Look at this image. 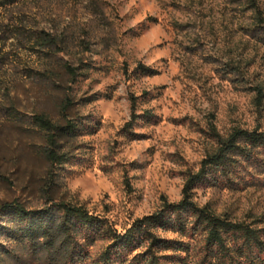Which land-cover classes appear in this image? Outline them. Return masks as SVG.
<instances>
[{
  "label": "rangeland",
  "instance_id": "1",
  "mask_svg": "<svg viewBox=\"0 0 264 264\" xmlns=\"http://www.w3.org/2000/svg\"><path fill=\"white\" fill-rule=\"evenodd\" d=\"M132 98L139 119L128 127ZM36 115L77 125L58 144L67 163L46 159ZM213 129L223 138L264 132V0H27L0 9V228L20 227L3 204L35 211L52 201L125 230L181 200L217 148ZM233 160L229 174L197 185L194 201L251 222L264 215V156ZM0 245L2 264H47L5 233Z\"/></svg>",
  "mask_w": 264,
  "mask_h": 264
},
{
  "label": "trees",
  "instance_id": "2",
  "mask_svg": "<svg viewBox=\"0 0 264 264\" xmlns=\"http://www.w3.org/2000/svg\"><path fill=\"white\" fill-rule=\"evenodd\" d=\"M23 1L27 0H0V9ZM67 70L73 75L71 68ZM138 70L155 74L144 66ZM258 95L262 97L261 92ZM136 101L131 99L133 114L128 127L139 119ZM72 106L66 98L62 113L67 115ZM33 121L46 136V159L52 165L67 163V154L58 144L76 133L77 125L67 117L64 125L43 115L34 116ZM212 131L217 148L188 176L181 200H164L160 210L135 220L125 230L83 206L51 201L48 207L32 211L14 201L3 204L2 210L13 213L20 227L11 231L0 228V236L5 233L16 245L44 255L47 264H264V215L251 222L235 221L194 201L197 185L213 172L229 174L236 163L234 157L248 161L254 155L264 156V132L236 129L223 138ZM197 237L198 249L194 246ZM98 245L99 251L94 252ZM0 249L5 250L1 245Z\"/></svg>",
  "mask_w": 264,
  "mask_h": 264
}]
</instances>
